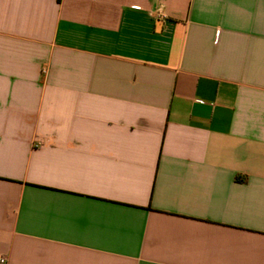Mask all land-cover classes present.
Here are the masks:
<instances>
[{"label": "crops", "instance_id": "obj_1", "mask_svg": "<svg viewBox=\"0 0 264 264\" xmlns=\"http://www.w3.org/2000/svg\"><path fill=\"white\" fill-rule=\"evenodd\" d=\"M1 259L264 264V0H0Z\"/></svg>", "mask_w": 264, "mask_h": 264}, {"label": "built area", "instance_id": "obj_2", "mask_svg": "<svg viewBox=\"0 0 264 264\" xmlns=\"http://www.w3.org/2000/svg\"><path fill=\"white\" fill-rule=\"evenodd\" d=\"M0 262H1V264H5L6 260L5 259H1Z\"/></svg>", "mask_w": 264, "mask_h": 264}]
</instances>
